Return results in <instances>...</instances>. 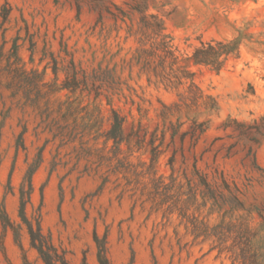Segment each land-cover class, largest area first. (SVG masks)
I'll list each match as a JSON object with an SVG mask.
<instances>
[{"label": "rangeland", "instance_id": "rangeland-1", "mask_svg": "<svg viewBox=\"0 0 264 264\" xmlns=\"http://www.w3.org/2000/svg\"><path fill=\"white\" fill-rule=\"evenodd\" d=\"M143 2L163 19L182 56L201 40H240L239 57L220 72L193 67L218 109L199 115L210 122L197 139L181 135L190 121L174 135L166 129L154 174L147 169L149 153L132 152L125 160L122 144L117 160L111 142L102 150L110 106L103 95L94 101L83 85L93 76L120 82L111 107L128 123L132 116L137 121L129 97L139 102L136 93L149 108L141 122L155 129L157 100L168 104L176 96L148 84L136 64L138 13L132 8ZM3 8L9 9L5 21ZM0 14V68L13 70L3 71L0 81V209L15 224L19 189L32 167L27 215L40 216L43 232L70 264H99L94 236L105 242L111 264H264V0H0ZM74 72L79 89L58 90ZM75 119L76 128H85L81 149L70 142ZM172 172L183 182L181 194L159 182H169ZM201 177L213 199L203 196ZM196 217L209 225L235 223L227 249L219 252L214 239L186 230ZM242 221L251 237L238 226ZM21 242L29 264H43L24 229ZM0 264H26L1 223Z\"/></svg>", "mask_w": 264, "mask_h": 264}, {"label": "trees", "instance_id": "trees-1", "mask_svg": "<svg viewBox=\"0 0 264 264\" xmlns=\"http://www.w3.org/2000/svg\"><path fill=\"white\" fill-rule=\"evenodd\" d=\"M132 9L138 13L137 28L134 32V34L137 35L139 44L136 49V64L139 66L140 72L146 76L148 84H153L156 87L161 86L167 91L174 92L176 99L168 104L160 99L157 100L160 107L154 109L156 118L155 129L150 131L147 127H144L141 122L142 118L146 117L149 111V108L144 106V98L134 93L133 95L137 96L140 100L139 102H135L132 95L129 96L132 104L136 103L138 119L136 121L132 116V121L128 123L126 115L120 114L117 109L111 107L113 96L121 93L120 82L101 81L97 76H93L89 78L90 82H88L85 77L83 85H85L84 89L87 90V95L94 93V101L103 95L106 104L110 106V115L107 118L109 128L103 133L102 150L104 151L111 142L109 150L113 152V157L117 160H120L119 155L123 154L120 148L122 144L125 145L127 150V154L122 155L125 160L129 159L132 152H141L140 154L149 153L147 169L151 174H154L156 162L163 153L161 146L165 138L166 129L173 128L174 132L171 135H174V133L178 131L177 128H181L186 121H190L188 130L181 132V135L190 134L192 138L197 139L207 130L210 122V118L199 120V115H211L218 109L216 98L211 94L205 93L196 83V72L193 70V67L202 66L211 71L220 72L226 67L230 60L239 57L240 40L238 38L201 40L199 44L193 48L190 55L182 56L178 53L173 44L172 36L166 32L163 19L155 13H148V5L146 2L137 4ZM2 12L3 15H0H2L3 21H5L9 14V9L3 8ZM123 16L124 14L122 17ZM20 69L22 73L27 76L25 70L22 68ZM3 71H6L8 75H11L13 72L11 68L6 70L0 68V81L4 74ZM53 72L56 74L57 70L54 69ZM11 78L14 79L15 76H11ZM80 83L77 72H74L69 82L65 81L62 83L58 90L66 89L74 93L79 89ZM12 86L15 87L16 84ZM12 86L10 85L8 88ZM18 89L19 88H16V90ZM16 90L13 95L17 93ZM183 117H185L186 120H183ZM173 118H175V120H173ZM233 121L243 128L249 126L245 121H238L235 119H233ZM76 122L77 120L75 119L73 124L74 127L70 128V142L78 143L81 149L84 148L87 143L85 139V128H76ZM252 123L260 128L257 119H253ZM127 124H129V128L126 129ZM226 124L227 121L223 123L224 126H227ZM160 125L163 129L159 131L157 128ZM23 132L24 131L20 132V137ZM244 134L249 135V132H244ZM259 134L262 135L261 132H259ZM253 139L257 141L256 136ZM145 164V162H139L137 166L143 167ZM170 165L173 171L172 162H170ZM33 171L34 168L32 167L28 169L19 189V223L15 224L8 216L5 208L1 207L0 223L2 232L3 234L8 230L12 232L14 241L20 248L23 261L26 264H29V262L21 242L22 229H24L27 234L30 247L37 252V256L43 264H70L66 258L65 252L58 249L52 242L51 237L43 232L40 216L38 215L35 217L33 215H27L26 206L30 202L32 192L31 176ZM115 171L117 172L119 170L116 169L114 172ZM159 179L161 180H159V182L162 183L163 188H173L177 194H181L179 191L183 186V182H181V180H176V177L173 176V172L169 176V182H164L162 177H159ZM199 184L204 187L202 191L204 194L203 196L213 199L214 196L211 192L212 187L206 179L201 177ZM190 223V226H186V230H189L194 238H212L219 252L227 249L226 241L230 236L229 234L232 232L230 227L235 224L231 222V220L225 221V219H223L219 224L209 225L204 219L196 217L194 221ZM238 226H243V228L250 232L249 237L252 236L251 229H249L247 224L243 221L239 222ZM94 237L97 244L98 263L111 264L107 257L105 242H100L97 236Z\"/></svg>", "mask_w": 264, "mask_h": 264}]
</instances>
